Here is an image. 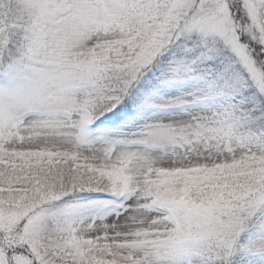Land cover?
Returning a JSON list of instances; mask_svg holds the SVG:
<instances>
[{"label": "snow or ice", "instance_id": "6c2138e0", "mask_svg": "<svg viewBox=\"0 0 264 264\" xmlns=\"http://www.w3.org/2000/svg\"><path fill=\"white\" fill-rule=\"evenodd\" d=\"M0 264H264V0H0Z\"/></svg>", "mask_w": 264, "mask_h": 264}]
</instances>
